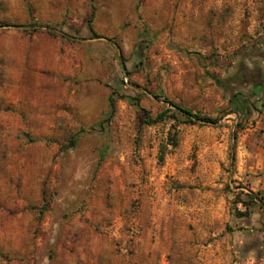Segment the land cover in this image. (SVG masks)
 <instances>
[{"label":"rangeland","instance_id":"obj_1","mask_svg":"<svg viewBox=\"0 0 264 264\" xmlns=\"http://www.w3.org/2000/svg\"><path fill=\"white\" fill-rule=\"evenodd\" d=\"M257 66L264 0H0V264H264V209L236 215L264 97L230 101Z\"/></svg>","mask_w":264,"mask_h":264},{"label":"trees","instance_id":"obj_2","mask_svg":"<svg viewBox=\"0 0 264 264\" xmlns=\"http://www.w3.org/2000/svg\"><path fill=\"white\" fill-rule=\"evenodd\" d=\"M93 1V0H92ZM95 13V7H93V13L91 16L89 23V30L90 33L92 35V37L99 39L98 34L93 30L92 28V23H93V18H94V14ZM44 26L39 23L38 21H36L35 19H33V23L31 24V26H15V28L19 29V30H24V31H30L32 33H36L38 31H40ZM48 34L50 35H55L54 31L52 30L51 27L46 26ZM62 38H65L66 35L65 34H61ZM233 90V89H232ZM239 91L237 92V90H234L235 94L233 95V98L230 100L231 103L234 105V109H235V113H242L246 116H248L251 113V105H252V101L250 100V97L248 95L245 94H240V92H244L241 91L240 89H238ZM247 102L250 103V107L247 105ZM168 104H170L173 108H175L177 111H179L181 114H183L186 118V121L183 122L184 124H191V125H195L196 123H201V124H205V125H216L219 120L216 118H211V117H207V116H201L200 114H194L191 110H187L185 108H182L176 104H174L173 102L167 101ZM133 104L140 108V101L133 99ZM113 105L114 103L112 102L111 107L113 109ZM253 110L257 113H260L258 111V109L256 107L253 108ZM169 113H171V110H166L162 113H160L159 115H157V117L155 119L149 118L147 117L146 120L144 121L145 124L147 125H156V124H160L163 123L169 119H172V115H169ZM238 127H241L240 124H238ZM76 140H72L69 144V148H74L76 146ZM172 146L174 148H176L178 146V144L176 142H173ZM161 159H163V155L161 156ZM238 204H242L245 207V211L241 212L236 210V215L238 218H249L251 215V211L254 208V206H256L257 204H259L261 209H264V203H262V198H258L257 195L253 194L252 192H249L246 195V200H240V198H238Z\"/></svg>","mask_w":264,"mask_h":264},{"label":"crops","instance_id":"obj_3","mask_svg":"<svg viewBox=\"0 0 264 264\" xmlns=\"http://www.w3.org/2000/svg\"><path fill=\"white\" fill-rule=\"evenodd\" d=\"M259 100H261V98L256 101ZM245 139L246 137L242 138L239 142L238 154L236 155V172L234 179H237L238 181H242L245 178L252 179V175L257 174V171L260 169L259 163L257 164L256 162L255 164V154L250 149L251 145L249 144L247 146Z\"/></svg>","mask_w":264,"mask_h":264},{"label":"flooded vegetation","instance_id":"obj_4","mask_svg":"<svg viewBox=\"0 0 264 264\" xmlns=\"http://www.w3.org/2000/svg\"><path fill=\"white\" fill-rule=\"evenodd\" d=\"M256 69H250L248 75L241 74L240 81L247 90L240 94L248 95L253 104L259 98L264 97V68L257 66ZM231 89L239 91L237 85H232Z\"/></svg>","mask_w":264,"mask_h":264}]
</instances>
